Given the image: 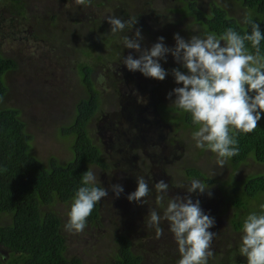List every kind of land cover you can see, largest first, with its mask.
Returning a JSON list of instances; mask_svg holds the SVG:
<instances>
[{"label":"rangeland","instance_id":"obj_1","mask_svg":"<svg viewBox=\"0 0 264 264\" xmlns=\"http://www.w3.org/2000/svg\"><path fill=\"white\" fill-rule=\"evenodd\" d=\"M184 1L91 0L89 5L80 6L75 3V0H22L21 12L15 10L16 14L21 15L16 17L11 14L12 4L9 2L11 4L9 5L8 1L0 0V50L4 55L15 58L19 64L17 70L5 76L10 90L3 102L6 106H17L22 109V117L33 133L34 152L41 157L40 159L47 161L52 156L58 157L61 161L71 157V160L73 159V154L68 147L69 140L60 138L58 129L64 123L72 122L75 105L80 98L86 96L80 77L93 68H97L93 75L97 87L104 95L103 102H114L108 104L106 112H118L123 117L121 133L124 139L128 137V131L137 135H140L142 131L141 118H126L130 116V111L136 112L138 109V107L134 108L137 104H131L132 101H136L138 104L143 102L146 104L140 111L143 117L160 122L156 128L159 140L165 135L171 141V145L167 147H162L156 141L155 144H150L153 148L150 149V154L155 155L153 157L155 162L146 152L136 150L130 158V153L121 156L122 163L110 169L109 173L103 172L99 167H92L100 185L103 183L108 185L107 196L102 198L106 205L103 222L101 226H94L93 229L86 227L78 234L64 231L69 251L81 252L87 262L101 264L107 254L112 253L110 249L121 230L129 231L130 236L137 238L134 246L142 249L147 264H150V250L153 242L150 237L140 240L138 238L144 232H155L158 225H151L146 217L141 222L137 221V217L140 219L143 217L139 208L135 204L126 206L127 196L135 191L137 177L140 175L148 177L151 180V186L155 187L157 183L153 180L162 177L164 181L163 179L161 181L167 185L170 181V191L175 194L179 202L189 197L194 201L199 200L198 197L192 198L189 195L190 192H184L190 187V182L186 185L180 183L185 181L184 172L181 173L184 168L198 166L210 176L218 177L221 181L228 180L227 191H222L220 187L213 185L210 188L208 186L206 192L201 195V198L208 202L209 207L211 204L215 205L213 207L218 220L215 225L207 229L209 232H214L228 225L227 217L232 209L225 210L226 204L223 202H227L230 189L242 185L246 180L243 178L247 175L264 169L263 165L248 162L235 171L233 178L234 171L228 163L221 168L216 163L215 154L195 147L191 139L192 128L184 129L176 127L171 122L167 125L162 122L160 118L167 120V112H172L170 108L176 99L173 90L182 86L175 82L174 70L176 66H183V63L173 56L172 51L159 58L161 66L167 72L162 81L146 78L139 70L130 71L132 76L127 71L124 73L128 70L124 60L129 55L133 59H139L155 43L160 42V37L164 38L162 43L165 47L174 50L176 46L174 34L178 33L186 42L190 41L194 35L201 36L203 29L196 20V16L192 15L194 12L189 8L185 9V13L180 11ZM196 1L197 9L203 12L210 11L212 2L224 5L229 14L241 23L249 15L242 3L236 0ZM110 16L123 20L135 17L137 23L131 29H125L123 33L113 35L107 20ZM137 29L141 33V38L136 35L131 37L140 45L139 49L125 47L122 37L127 31L136 33ZM85 40L86 43H84ZM116 60L118 62L106 65ZM118 74L122 80H117L120 88L119 97L116 96L114 87L111 85L117 79L115 75ZM128 119L138 122L137 133L133 127H130ZM171 119L174 121L173 118ZM150 124L151 131L154 124L151 122ZM99 137L105 142L108 141L105 125H101L96 133V138ZM144 137L140 140H149V135ZM130 140L131 138L127 141ZM180 144L181 147L178 149ZM170 149L179 154L172 160L166 154ZM106 154L110 153L106 151ZM136 154L138 158L132 165ZM143 156H148L146 166L144 161H141ZM150 160H153V163ZM117 185L123 187V192L118 197L114 188ZM148 187L151 189L150 184ZM108 209L112 212V220L109 214L106 215ZM54 210L62 217L63 227L67 219V205L58 204ZM165 211L164 208L159 207L158 215L161 217L159 223L164 229H169L170 222L164 218ZM168 237L166 236L160 242H165L167 248L172 243ZM239 241L240 234L236 235L238 244Z\"/></svg>","mask_w":264,"mask_h":264},{"label":"trees","instance_id":"obj_2","mask_svg":"<svg viewBox=\"0 0 264 264\" xmlns=\"http://www.w3.org/2000/svg\"><path fill=\"white\" fill-rule=\"evenodd\" d=\"M3 1L12 4L13 16L21 15L16 14L15 10L21 12L22 0ZM236 1L242 3L249 12L247 17L259 23L261 31L264 32V0ZM183 4L180 11L185 13L187 8L193 11L192 15L196 16L203 31L215 32L218 35L227 28H232L241 35L251 31L249 25L241 23L230 15L224 5L219 3L212 2L209 12L197 9L196 0H185ZM125 36L134 40L131 36L134 37L135 33L127 31ZM246 48L250 53L255 52L250 42L246 41ZM260 54L264 56V41L261 42ZM114 62L118 60L108 62L106 65ZM18 68L17 60L4 55L0 50V254L6 258L0 260V264H97L87 261L84 263L83 257L71 259L66 257L68 244L62 227V217L57 214L54 207L65 204L68 210L74 192L80 186V178L88 167L93 170L92 167L96 166L102 171L109 172L116 165L106 154L103 143L96 141L92 136V132L96 131V124L90 125L93 119L100 120V117L106 113L108 104L114 102H103L102 93L93 75L97 68L85 72L80 78L86 96L80 98L75 105L72 122L65 123L58 129L59 137L69 140L68 147L73 159L63 163L59 158L52 156L47 161H43L34 152L33 133L29 131L22 117V109L17 106H6L2 101L9 90L5 76L10 70L15 71ZM175 69L186 71L183 66H176ZM119 74L115 75L117 79L115 78L116 80L111 83L117 97L120 94L117 80L122 81ZM170 111L172 112H167V120L160 118L165 125L171 122L176 127L193 129L189 114L181 113L173 106ZM236 138L239 142V155L227 161L234 171L233 178L235 171L239 170L242 164L253 162L264 166V116L253 132L240 134ZM202 170L198 166L185 168V179H199L206 184V188L217 185L222 191L228 190V180L221 181L218 177L210 176ZM244 179L246 180L242 185L230 189L227 202H223L226 204L224 209H232V212L227 217L226 228L213 232L216 234L211 245L214 255L209 258V264H247L246 258L239 254L236 235L240 234L243 219L250 212L259 211V205L264 204V169L247 175ZM170 186L169 184L168 188ZM205 192L206 189L203 193L199 190L191 192L194 196L197 193L204 212L207 205L201 195ZM159 203L165 205L164 200H160ZM99 204L97 203L88 217L87 225L98 220ZM211 217L218 220L214 210ZM164 231L166 230L163 229ZM166 236L172 241L168 248L165 242L160 243ZM150 239L153 242L150 264H177L180 254L169 229L160 238H156L155 232H151ZM110 251L112 253L107 254L101 264H142V262L146 264L142 249L134 246V239L128 233L117 236Z\"/></svg>","mask_w":264,"mask_h":264},{"label":"clouds","instance_id":"obj_3","mask_svg":"<svg viewBox=\"0 0 264 264\" xmlns=\"http://www.w3.org/2000/svg\"><path fill=\"white\" fill-rule=\"evenodd\" d=\"M75 3L87 6L91 0H75ZM107 20L113 35L123 33L125 29H131L137 23L135 17L123 20L110 16ZM244 23L251 27V31L243 35L232 28H227L219 35L215 32L203 31L201 36L194 35L190 41L186 42L178 33L174 34L176 40L174 50L165 47L162 43L164 38L160 37V42L155 43L139 59H133L129 55L124 60L129 71L139 70L146 78L161 81L165 79L167 72L161 66L159 58L172 51L173 56L182 61L186 71L174 70L175 82L182 86L173 90L176 95L173 108L190 115L193 125L191 139L195 147L215 154L216 163L221 168L229 159L239 155V142L236 137L253 132L264 116V56L260 54L264 32L261 31L259 23L250 17H245ZM135 35L140 37L139 29ZM246 41L250 42L255 50L254 53L248 51ZM122 43L131 49L140 47L137 42L127 36L122 37ZM102 96L104 97L103 94ZM109 113L102 115L104 118L100 120L93 119L90 125L96 124V131L92 132L93 138L103 143L105 152L110 153L109 156L114 160L115 166H118L122 163L123 160L120 157L124 154L116 153L114 150L119 147V141L124 139L121 133L122 124L115 121ZM101 125L106 127L109 138L107 142L101 137L96 138ZM147 154L150 158L155 157L150 152ZM153 160L155 162L154 158ZM153 160L150 162L153 163ZM137 178L135 191L127 196L128 202L132 205L141 198L146 199L149 192L151 195L158 190L168 188L162 177L153 180L157 183L156 187L151 186V180L148 177L140 175ZM168 183L170 184V181ZM149 184L151 189L148 187ZM107 186V183L100 185L95 171L91 168L88 167L83 172L80 186L75 190L66 212L64 231L70 234L84 231L94 207L107 196ZM206 187L201 180L192 179L188 192L199 190L203 193ZM114 188L118 197L123 192V187L117 185ZM195 195L190 194L192 198L197 197V193ZM159 202L160 199L159 207L166 210L164 218L170 222L169 231L180 254L177 264H209V258L214 255L211 245L216 235L207 231L209 227L216 224L215 217H211L214 210L213 204L209 207L206 202L207 209L204 212L200 201H194L190 197L179 203L175 200L169 202L167 209ZM141 214L142 219L137 217L136 220L141 222L146 217L151 225H158L155 235L156 238H160L164 234V228L159 223L161 217L158 212L152 211L150 215ZM164 230L167 232L168 229ZM123 232L129 234V231ZM146 233L144 232L138 239L149 238ZM131 237L134 243L137 242L135 236ZM238 250L239 254L246 258L247 264H264V204L259 205V211H252L243 219ZM4 259H6L5 256L0 254V260Z\"/></svg>","mask_w":264,"mask_h":264},{"label":"flooded vegetation","instance_id":"obj_4","mask_svg":"<svg viewBox=\"0 0 264 264\" xmlns=\"http://www.w3.org/2000/svg\"><path fill=\"white\" fill-rule=\"evenodd\" d=\"M126 71L132 76V74L128 70H125L124 73ZM142 98L144 99V95H143ZM131 104H137V105L134 106V108L138 107V109L136 110V112L130 111V116H126V118H141L142 119V131H141V134L140 135H137V134H134V133L132 134L131 132L128 131L127 132L128 137L126 139L128 140V139L131 138V140L127 141L125 139V142H124V139H123L122 141H119L120 142L119 147L116 148L114 150V152L120 153V154L130 153L129 154V158H130L133 155L134 151H136V150H137V152L141 151L142 153L143 152L149 153L150 152V148H151L150 144H155V141H159V143H160V145L162 147H167V146L171 145V141L165 135H164V137L161 140H159V138H158L159 136L156 133L157 132L156 128L158 126V123H160V122H157V121H155L153 119H146L140 113V111L142 110V108L146 104L144 102L141 103V104H138L136 101H132ZM153 104H155V102H153ZM109 114L114 118L115 121L123 124L124 120H123V117H122V115L120 113L118 114V112H110ZM128 120L130 122V127H133L136 130V133H137L138 122L136 120H132V119H128ZM150 122L154 124V127H153V129L151 131H150V129H151ZM144 135H147V136L149 135V140L148 141H141L140 140V139H144L145 138ZM180 147H181V144L178 146V149ZM166 154H167L168 157H170V160H172L175 155H179V154H176L171 149ZM180 156H181V153H180ZM54 157H56V156H54ZM71 158L66 160V161H62V162L63 163H67V162H69L71 160ZM137 158H138V154H136L132 165H134L136 163ZM147 160H148V158L146 156H143L142 159H141V161H144V165L145 166H146V161ZM184 170H185V168L181 171V173L185 172ZM183 176H186V174L183 173ZM129 179H131V178H129ZM190 181H191L190 179L189 180L185 179L184 182L180 181V183L183 184V185H186ZM170 189L171 188H167L166 190H158L157 192H154L151 195H150V192H149V194L146 197V199L141 198L140 201H137L136 203L134 202V204L136 205V207L139 208L140 213L150 215V212H152V211L158 212V210H159V209H157L159 207L158 200L160 199V200H164L165 201V207L167 209V205H168L169 202L175 200L176 202L179 203L178 198L175 196L174 193H172L170 191ZM187 191L188 190H186L184 192L187 193ZM160 195H162V197H159ZM99 203H100L99 206H98V208H99L98 212L100 214L99 218H98V220L94 221L93 223L89 222L88 225H87L88 228L92 227L91 229H93L94 226H99V223L101 224L103 222L102 217L105 215V207H106L105 200L102 199ZM126 206H132V204H130L127 201ZM107 214H109L111 216V220H112V212H111L110 209H108V213H106V215ZM120 232L124 233L121 230H120ZM64 234H65V232H64ZM146 234L148 235V237H150V233H146ZM66 239H67V236H66ZM67 242H68V240H67ZM69 249L70 248L68 246V248L66 249V257L68 259H71L73 257H80V258L83 257L84 258V254H82L81 252H77V253L70 252ZM83 262L85 263L86 261L83 260ZM143 263L144 262H142V264Z\"/></svg>","mask_w":264,"mask_h":264}]
</instances>
